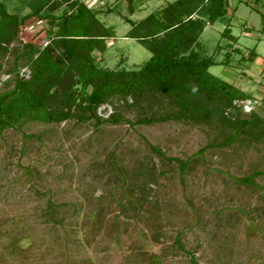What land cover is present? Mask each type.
Returning a JSON list of instances; mask_svg holds the SVG:
<instances>
[{"label": "rangeland", "instance_id": "1", "mask_svg": "<svg viewBox=\"0 0 264 264\" xmlns=\"http://www.w3.org/2000/svg\"><path fill=\"white\" fill-rule=\"evenodd\" d=\"M3 1L12 14L28 13L21 0ZM126 1L82 0L99 10L103 26L113 29L115 38L97 61L105 69H137L150 56L124 38L130 26L121 17L138 21L173 0H130L138 9L132 14ZM261 2L227 1L235 43L220 38L225 27L220 22L207 25L198 39L202 53L216 63L228 53L227 66L214 65L208 73L250 95L252 102L234 103L243 119L252 110L264 116ZM46 29L31 19L9 42L0 56V93L13 88L14 72L28 77L21 46L45 47ZM111 101L123 120L138 118L134 108ZM165 108L153 106L156 116ZM111 112L108 105L96 110L102 119ZM226 134L217 124L189 120L132 127L123 121L93 129L90 122L70 119L19 122L3 130L0 264H264V175L251 185L238 181L264 171V137L248 141L240 133L226 146L207 147L221 144ZM164 158L186 162V168L181 173L178 164Z\"/></svg>", "mask_w": 264, "mask_h": 264}, {"label": "trees", "instance_id": "2", "mask_svg": "<svg viewBox=\"0 0 264 264\" xmlns=\"http://www.w3.org/2000/svg\"><path fill=\"white\" fill-rule=\"evenodd\" d=\"M227 1L173 0L138 21L121 17L130 26L124 38L135 41L150 54L137 69L125 70L119 66L105 69L98 65L108 41L115 36L110 26L105 27L97 20L99 10L87 8L82 0H21L28 9L21 17L8 12L4 1L0 0L1 57L6 54L9 42L18 37L23 25L31 19L45 24L47 29L43 33L49 41L42 49L32 44L21 46L19 56L26 60L28 77L19 78L14 72L13 88L0 93V133L19 122L58 124L72 119L76 124L90 122L95 129L102 123L116 125L124 121L132 127L189 120L207 126L217 124L222 133L227 130L223 142L211 143L207 145L209 148L226 146L238 140L236 136L240 133L246 134L248 141H261L264 116L259 118L252 110L249 119L240 118L241 108L234 104L252 102L250 95L208 73L214 65L227 66L228 53L223 62L216 63L212 56L202 53L198 41L207 25L220 22L225 24L220 38L236 42L228 28L232 13L227 10ZM260 1L258 31L264 34V0H255V3ZM126 4L130 5V14L138 10L130 0ZM218 48L216 45L215 49ZM253 52L254 59L257 55ZM127 98H130L129 104ZM112 99L134 108L138 118L123 120L116 113ZM102 105L113 109L105 119L96 114ZM154 105L157 109L165 106L168 109L156 116ZM146 146L151 153L163 158L157 148ZM164 159L178 164L181 173L186 168V162ZM261 175L264 171H253L238 181L251 185L252 180ZM175 245L182 250L178 241ZM189 261H193L191 257Z\"/></svg>", "mask_w": 264, "mask_h": 264}]
</instances>
